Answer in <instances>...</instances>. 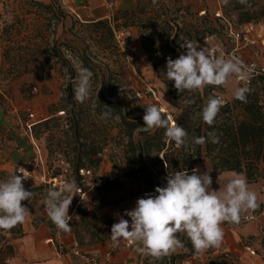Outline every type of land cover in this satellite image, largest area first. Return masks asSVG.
Returning a JSON list of instances; mask_svg holds the SVG:
<instances>
[{"label":"trees","instance_id":"1","mask_svg":"<svg viewBox=\"0 0 264 264\" xmlns=\"http://www.w3.org/2000/svg\"><path fill=\"white\" fill-rule=\"evenodd\" d=\"M1 3L6 10L0 9V38L5 43L7 53L14 51L18 45L21 50L28 51L31 40H34L33 45L38 51L44 48L59 54L56 44L47 48L50 44L43 32L36 34L34 31V37L31 36V30L19 20L7 0H0ZM33 3L52 12L51 3L44 4L35 0ZM222 9L224 14L234 13L241 24L258 23L264 17V6H259L255 0H247V4L240 3V0H228V6H223ZM5 15H14L13 19L17 21H3ZM218 19L212 18L207 12L200 15V11L192 9L189 0H157L155 4L153 0H135L134 7L130 10L118 8L110 18L85 23L96 34L90 36V39L96 42L101 52L107 53L106 59L112 66H107L109 63L90 62L87 53L89 46H85L80 56L83 68L93 72L90 99L82 103L74 99L73 82L76 71L70 66L67 70L71 78L57 108L65 116H52L31 127L36 138L40 129L46 131L54 127L56 131L62 132L66 139L64 146L61 140L55 146L66 157L76 183L84 178L81 170L93 173L100 168L106 147L102 131L107 122H112L110 128L117 131L113 136L115 145L111 153L112 172L96 186L90 201L80 203L77 207L76 219L79 226L89 228L93 221L98 225L92 229L96 240L81 242V245L92 246L110 239L114 222L105 214L98 216V212L109 206H135L138 198L147 193L155 194L157 186H166V177L170 171L187 169L191 174V170L197 168L198 164L208 161L213 173L235 171L245 174L249 182H256L261 178V164L264 162V78H256L251 85L246 86L250 91L242 102L235 97L232 100L224 99V86H208L195 93H178L174 81H168L165 74L167 58L176 59L185 52L180 47L183 39L200 43L224 30V26L217 22ZM132 28L137 30L144 54L162 82L166 95L171 98L172 114L161 111L167 117L172 116L171 124L173 120V124L178 123L187 130L189 142L186 146L177 147L174 142L168 141L163 128L148 129L144 126L143 106L147 104H136L137 101L141 102L138 93L132 88H126L127 85L118 75L123 66L124 52L116 37L119 32ZM66 43L62 46H70ZM4 71L7 77L13 78L28 72L38 71L43 75L49 73L46 68H30L27 65L13 66ZM212 95L220 96L223 105L214 124L208 126L201 119L200 112ZM131 96L134 97V102ZM0 97L3 102L6 101L4 96ZM187 100H192L193 103H186ZM105 112H110V115L103 118L102 114ZM55 114L57 112L52 113ZM209 132H214L219 137L217 143L210 139L202 145L192 143V138L207 137ZM92 134L94 138H91ZM59 174L58 170L55 177ZM7 175L5 170L0 169V180ZM78 185V188H82ZM23 234L22 224L11 230H0V243L7 240V235L19 237ZM75 234L79 238V232L76 231ZM183 245V253L170 254L149 264H184L196 252L191 242ZM233 258L230 253L221 252L210 258L207 264H232Z\"/></svg>","mask_w":264,"mask_h":264},{"label":"rangeland","instance_id":"2","mask_svg":"<svg viewBox=\"0 0 264 264\" xmlns=\"http://www.w3.org/2000/svg\"><path fill=\"white\" fill-rule=\"evenodd\" d=\"M108 1L115 2L116 0ZM255 1L259 6H264V0ZM7 3L11 10L15 11L19 20H22L25 26L27 25L29 30H31L32 37H34L32 34L34 31L36 34L40 31L43 32L49 40L50 46L47 48H51L56 44L59 52V54H56L44 48L38 51L33 45L35 41L31 40L30 50H21L18 45L14 51L7 53L4 47L5 43L0 38V96H4L6 99L3 102L0 97V169L5 170L8 174L19 167L26 170L29 173V177L27 181H24L25 189L32 191L33 196L36 193L46 194L50 188L54 187V178L62 181L75 180L76 178L66 162V157L60 154L59 149L55 146L59 140L63 142L62 146H64L66 139L62 132L56 131L54 127H50L46 131L40 129L36 138L31 127L52 116H65L63 112H58L57 108L65 87L71 78L67 68L71 66L76 71L77 76L78 70L83 68L80 54L85 49V46H89L87 53L89 54L88 60L90 62L108 64L109 61L106 59L107 55L105 54L107 53L101 52L96 42L90 39V36H95L96 34L93 33V29L85 26V23H89L90 18L87 16L86 9L80 3V0H49L44 4L51 3L53 6L52 12H47L35 5L33 0H7ZM189 3L192 9L200 11V15L207 12L212 18H219L217 22L224 26V30L219 34L201 41L199 45L217 54L231 57L233 43L229 37V31L230 29H238L245 24L239 23L234 13L224 14L222 8L223 6H228V3L225 4L224 0H189ZM5 8V5L1 3L0 9L4 11L6 10ZM118 8L120 7H117V5L112 6L109 18L116 13ZM13 16L5 15L3 21H17L13 19ZM261 22H264V17L258 23ZM84 36L86 37L85 39ZM127 37H129V40H126ZM116 40L124 52L123 66L119 69L118 75L121 81L127 85L126 88H132L138 93L141 102L137 101L136 104H156L163 112L172 114L171 98L166 95L162 82L157 78L151 63L146 58L137 30L132 28L119 32ZM63 43L70 46L63 47ZM243 52L245 50L241 51L245 57L251 56V50H247L246 55ZM19 65H27L30 68H46L49 73L43 75L38 71L28 72L17 78L5 75V69L8 70L13 66ZM107 66L111 67V62ZM239 87H241V84L233 76L231 81L224 86L225 94L223 98L232 100L235 89ZM133 98L131 99L134 102ZM53 112H57V114L52 115ZM110 123L112 124L110 121L109 123L107 122L106 128L102 131L106 142L103 162L98 170L93 171V173L85 172L84 178L79 180V183H76L75 195L69 208V215L72 217L70 221L71 229L64 232V234H73L78 247L81 249L88 247L81 245V242L87 243L96 240V237L92 235V229L93 226L96 225L97 227L98 225L93 221L89 228L83 225L79 226L76 219L77 207L80 203L90 201L96 186L112 172L111 153L115 145L113 136L116 135L117 131L110 128ZM97 133L99 134V132ZM92 136L94 138V134L91 135V138ZM197 168L203 173L207 172L210 166L208 161H203L197 165ZM58 170L60 174L55 177ZM17 174L19 173L17 172ZM78 184L81 185L84 193H78ZM123 206H109L98 212L97 215L105 214L116 223L120 215H123L126 210H132L135 207L127 208ZM90 209H92L91 206ZM124 218L130 220L127 216H124ZM245 223L240 221L239 224H226L234 226ZM76 231L79 232L80 241L77 234H75ZM179 238L184 244L190 242L182 235ZM106 242H110L112 247L117 250L126 248L133 264L154 262L151 257L137 253L133 243L128 246L126 241H121L118 246L114 247L111 238ZM184 251L183 247L172 254H179ZM220 253H211V249L202 254L194 253L192 257L185 260L184 264H207L210 258ZM232 264L242 263L234 257Z\"/></svg>","mask_w":264,"mask_h":264},{"label":"clouds","instance_id":"3","mask_svg":"<svg viewBox=\"0 0 264 264\" xmlns=\"http://www.w3.org/2000/svg\"><path fill=\"white\" fill-rule=\"evenodd\" d=\"M156 2L153 0L154 4ZM224 3L227 4L228 0H224ZM240 3L247 4V0H240ZM180 47L185 52L176 59L168 57L165 72L167 80L174 81L178 93H195L208 86H226L233 76L244 78V73L250 71L239 58L217 54L201 47L196 40L185 38ZM92 77L91 70H78L73 82L74 99L77 102L90 99ZM249 91L246 86L239 87L235 89L234 97L243 102ZM186 103L191 104L193 101L187 100ZM222 105L220 96H209L200 112L203 122L212 126ZM143 107L146 128H163L166 139L177 147L188 144L187 130L178 123L171 124V117L165 116L158 105ZM108 115L110 112L102 114L103 118ZM208 139L213 143L219 141L214 132H209L207 137L192 138V143L202 145ZM28 177L25 170L19 167L0 180V230H11L25 223L30 216L28 207L22 203L33 198L32 191L24 187ZM217 182L220 188L214 190L209 171L201 173L199 168H193L191 174L187 169L170 171L166 186H157L155 194L147 193L138 198L134 209L126 210L119 216L118 222L111 226L113 246H118L121 241H131L137 253L151 257L153 261L162 260L183 248L179 238L181 235L191 242L197 254L219 247L224 236L222 225L239 224L242 217L257 209L260 203L259 194L246 179L237 177L224 184L219 180ZM75 189V180L68 179L59 188H50L44 198L46 214L59 231L71 229L69 208Z\"/></svg>","mask_w":264,"mask_h":264},{"label":"crops","instance_id":"4","mask_svg":"<svg viewBox=\"0 0 264 264\" xmlns=\"http://www.w3.org/2000/svg\"><path fill=\"white\" fill-rule=\"evenodd\" d=\"M46 3L49 0H38ZM86 9L89 20L109 18L113 5L123 9H132L135 0H80ZM255 37L264 43V22L249 23ZM247 54V50L243 52ZM212 178L211 187L219 190L220 185L232 178L246 179L249 186L259 194L260 206L246 214L254 212L257 219L242 225H222L224 236L219 247L210 248L213 253L228 252L242 264H264V162L261 164V178L249 182L246 175L235 171L213 173L208 168ZM207 171V172H208ZM31 188V186H29ZM35 191V190H34ZM46 194L36 193L30 201L22 203L28 207L30 216L23 223L24 234L19 237L7 235V240L0 243V264H90L85 256L96 258L100 264H133L126 248L115 249L110 242L98 243L85 248L75 246L77 243L73 234H64L52 223L45 211L44 198ZM245 214V215H246ZM77 248L80 254H77ZM249 248L256 250L255 255L249 253Z\"/></svg>","mask_w":264,"mask_h":264},{"label":"built area","instance_id":"5","mask_svg":"<svg viewBox=\"0 0 264 264\" xmlns=\"http://www.w3.org/2000/svg\"><path fill=\"white\" fill-rule=\"evenodd\" d=\"M246 25V24H245ZM241 26L238 29H230L229 37L233 43L231 50V57L235 56L243 61L244 65L247 66V69L250 71H246L244 73V78L240 76H235L236 80L242 86H249L253 83L256 78L263 77L264 78V43L259 41L257 37H255L252 33V28L247 26ZM251 50V56L245 57L241 51ZM81 173L84 174V170H81ZM89 173V172H87ZM20 174V173H19ZM25 174L29 175V173L25 170ZM22 175V174H21ZM28 178L25 180L27 181ZM53 186L60 187L64 181L58 180V178L53 179ZM78 193H84L82 188H77ZM257 219V215L254 212L246 214L242 217V223L250 222ZM262 235L264 236V227H261ZM126 244L130 246L132 244L131 241H126ZM75 246H78V243H75ZM264 248V243H263ZM249 252L251 255L256 254V250L250 249ZM77 254H80L79 248L76 251ZM85 259L90 262V264H100L99 260L96 258H92L89 256H85Z\"/></svg>","mask_w":264,"mask_h":264}]
</instances>
